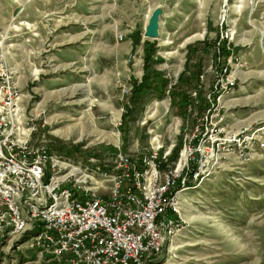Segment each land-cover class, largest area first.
I'll return each mask as SVG.
<instances>
[{
  "label": "rangeland",
  "instance_id": "374dc122",
  "mask_svg": "<svg viewBox=\"0 0 264 264\" xmlns=\"http://www.w3.org/2000/svg\"><path fill=\"white\" fill-rule=\"evenodd\" d=\"M0 65L50 169L97 194L120 153L157 149L161 173L190 157L175 234L143 264H264V0H0ZM37 233L0 239V264H62Z\"/></svg>",
  "mask_w": 264,
  "mask_h": 264
},
{
  "label": "built area",
  "instance_id": "2783aa9c",
  "mask_svg": "<svg viewBox=\"0 0 264 264\" xmlns=\"http://www.w3.org/2000/svg\"><path fill=\"white\" fill-rule=\"evenodd\" d=\"M19 92L14 88V77L4 66L0 65V153L13 154L26 160L28 174L18 172L16 165L0 163V239L12 234L28 217H19L12 202L13 185L17 181H28V189L39 192V200L27 202L40 214L41 222H49V230L42 231V239L36 243L43 251L56 256L62 264H137L135 248H154L161 246L157 241L148 216L159 214L162 225L178 226L179 221L171 215V192L176 186L187 181L188 167L179 169L178 163L166 165L162 173L171 174V183L160 191L161 203L157 210H150V202L141 204L138 192L141 189L140 173L149 175V184H155L159 178H153L151 165H160L157 149L140 159H132L128 154H118L106 173V181H111L109 192L100 193L92 209L84 210L89 214L90 227L77 230L73 209L79 204H70V197L83 194L81 183L75 182L71 174H60L57 164H50L54 159L51 146L46 138L33 139V130H23L19 126L16 113L15 96ZM4 114H15V121H4ZM264 128V127H263ZM14 138H22V145H14ZM140 162L149 163V171H142ZM33 177H41V186H33ZM161 178V176H160ZM102 185L98 182V187ZM56 196H63V203H56ZM41 202H50V210L41 209ZM165 237V236H164Z\"/></svg>",
  "mask_w": 264,
  "mask_h": 264
},
{
  "label": "bare ground",
  "instance_id": "6f19581e",
  "mask_svg": "<svg viewBox=\"0 0 264 264\" xmlns=\"http://www.w3.org/2000/svg\"><path fill=\"white\" fill-rule=\"evenodd\" d=\"M14 88L16 92H19L15 82ZM19 100L20 93L15 96V106L16 113H18V122L20 118L18 108ZM4 121H15V114H4ZM19 126H21L20 123ZM14 145H22V138H14ZM0 163L16 165V167L18 168V172H20L21 174H28L26 160L17 158V156L13 154L0 153ZM187 166L188 161L186 160L185 163L180 166L179 169H186ZM142 171H149V163H145V168ZM151 172L153 174V178H159V180L155 184H149V175H147V173H140L141 189H148V191L138 192V200H140L141 204H148L151 198L150 210H157V204L161 203L160 191H163V189H165V186L171 183V174H162L160 172V165H151ZM74 176L77 175L74 174ZM185 182L183 183L185 184ZM178 185L176 186V190H173L171 192V202H175L176 193L181 190V185L180 188H178ZM33 186H41V177H33ZM21 189H28V181H17V185H13L12 202H14L16 210L17 212H19V217H28L30 218L31 222L23 223V225L17 230L25 228H28L30 230L37 229V238L38 240H41L42 231L49 230V222H41L40 214L39 212L35 211L34 206H27V202H35V200H39V192ZM81 189H85V191H87L86 196H84V198L83 194H74L72 195V197H70V204H79V208L73 209V216L74 221L76 222L77 230H85V227H90L89 214L84 213V210L92 209V205L96 203L97 196H100V194H97L94 189H91L89 187L81 186ZM56 203H63V196H56ZM41 209L50 210V202H41ZM177 213V208L172 207L171 215H176ZM148 223H151V230H154V234H156L157 241L164 242L169 236L175 234L174 227H164L162 225V221L161 219H159V214L149 215ZM176 229L177 226L175 227V230ZM160 247L161 246H154V248H135L136 263L143 264L145 259L149 255L152 256L153 253L159 251Z\"/></svg>",
  "mask_w": 264,
  "mask_h": 264
},
{
  "label": "water",
  "instance_id": "95a60500",
  "mask_svg": "<svg viewBox=\"0 0 264 264\" xmlns=\"http://www.w3.org/2000/svg\"><path fill=\"white\" fill-rule=\"evenodd\" d=\"M163 11L160 7H157L152 12V15L149 19V22L146 26L145 35L149 38H157L159 37V30H160V20Z\"/></svg>",
  "mask_w": 264,
  "mask_h": 264
},
{
  "label": "trees",
  "instance_id": "16d2710c",
  "mask_svg": "<svg viewBox=\"0 0 264 264\" xmlns=\"http://www.w3.org/2000/svg\"><path fill=\"white\" fill-rule=\"evenodd\" d=\"M145 164V163H144ZM178 188H180V185H178Z\"/></svg>",
  "mask_w": 264,
  "mask_h": 264
},
{
  "label": "crops",
  "instance_id": "0c3cea01",
  "mask_svg": "<svg viewBox=\"0 0 264 264\" xmlns=\"http://www.w3.org/2000/svg\"><path fill=\"white\" fill-rule=\"evenodd\" d=\"M21 99V98H20Z\"/></svg>",
  "mask_w": 264,
  "mask_h": 264
}]
</instances>
